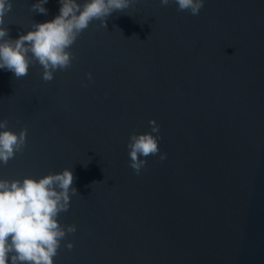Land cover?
<instances>
[{
  "label": "water",
  "instance_id": "95a60500",
  "mask_svg": "<svg viewBox=\"0 0 264 264\" xmlns=\"http://www.w3.org/2000/svg\"><path fill=\"white\" fill-rule=\"evenodd\" d=\"M33 3L12 0L10 38L60 7ZM105 24L52 80L35 62L19 78L0 69V119L27 129L0 178L73 171L58 219L76 230L54 264H264V0H204L196 15L132 0ZM151 118L167 156L137 173L126 144Z\"/></svg>",
  "mask_w": 264,
  "mask_h": 264
},
{
  "label": "clouds",
  "instance_id": "9594fccd",
  "mask_svg": "<svg viewBox=\"0 0 264 264\" xmlns=\"http://www.w3.org/2000/svg\"><path fill=\"white\" fill-rule=\"evenodd\" d=\"M170 0H160L161 5ZM178 10L198 14L204 0H174ZM47 0H34L31 9L47 14ZM132 0H59V10L51 19L34 22L27 31L13 39L8 36L5 13L12 0H0V69L8 70L16 78L25 76L35 62L41 69V78L52 80L56 70L65 69L72 61L69 51L77 36L93 20L105 18L116 10L128 8ZM89 80L92 73L86 74ZM150 130L132 132L126 148L129 166L137 173L146 164V158L159 153V128L155 118L149 121ZM27 129L16 131L8 127L7 119H0V164L6 163L26 141ZM73 171H60L36 177L0 178V264H54V256L66 233L76 230L58 219L59 213L70 206L71 196L77 193L73 186ZM72 241L66 247L72 248Z\"/></svg>",
  "mask_w": 264,
  "mask_h": 264
}]
</instances>
